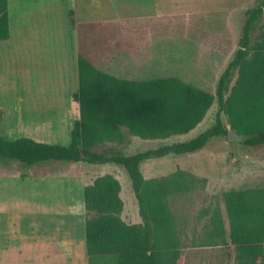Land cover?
I'll return each instance as SVG.
<instances>
[{
    "label": "trees",
    "instance_id": "trees-1",
    "mask_svg": "<svg viewBox=\"0 0 264 264\" xmlns=\"http://www.w3.org/2000/svg\"><path fill=\"white\" fill-rule=\"evenodd\" d=\"M263 14L264 0L247 10L239 47L220 77L215 95L176 76L121 79L81 56L79 88L73 95L80 106V119L75 121L69 146L26 137L7 141L0 134L1 159L27 166L47 161L116 164L126 170L142 223L128 224L122 219V186L115 176L105 174L85 186L89 264H177L180 240L169 199L191 192L197 177L179 169L171 176L146 180L141 170L145 161L196 153L212 139L228 137L222 113L230 128L246 137L245 146L264 145L263 31L252 44L253 31ZM9 36L8 0H0V40ZM236 71L238 78L230 89ZM215 101L219 106L215 124L190 140L130 155L98 150L106 142L121 141L124 128L145 140L187 134L204 120ZM223 200L236 264H264V188L226 191ZM213 219L216 226L211 235H223L218 211Z\"/></svg>",
    "mask_w": 264,
    "mask_h": 264
},
{
    "label": "rangeland",
    "instance_id": "rangeland-1",
    "mask_svg": "<svg viewBox=\"0 0 264 264\" xmlns=\"http://www.w3.org/2000/svg\"><path fill=\"white\" fill-rule=\"evenodd\" d=\"M257 1L78 0L77 8L87 13L83 7L92 5L100 27L96 33L112 41L109 45L113 51L120 50L122 45L128 52H139L138 68L127 72L113 71L118 78L147 80L176 76L215 95L220 77L239 47L246 12ZM261 31L264 32V14L253 31L252 44ZM129 54H125V60L132 61ZM237 78L236 71L230 89ZM229 94L230 91L226 97ZM218 110L215 101L204 120L187 134L145 140L124 128L121 141L106 142L98 150L130 155L187 141L213 126ZM222 120L225 127L231 129L224 113ZM5 161L15 164L8 166L12 173H19L20 168L16 165L24 170L33 168L16 161ZM46 165L56 176L68 177L66 189L70 196L80 183H89L102 173L113 172L122 186V219L128 224L142 223L131 180L122 166L47 161L36 167ZM179 169L196 176L197 181L191 192L169 199L180 240L181 255L177 264H236V250L229 243V220L223 194L230 190L264 188V145L249 147L243 141L219 137L196 153L169 155L141 165L146 180L171 176ZM216 211L220 213L224 234L213 237Z\"/></svg>",
    "mask_w": 264,
    "mask_h": 264
},
{
    "label": "crops",
    "instance_id": "crops-1",
    "mask_svg": "<svg viewBox=\"0 0 264 264\" xmlns=\"http://www.w3.org/2000/svg\"><path fill=\"white\" fill-rule=\"evenodd\" d=\"M77 1L8 0L10 36L0 40V134L5 140L70 145L80 119L73 95L81 56L116 77L115 70L138 68L139 52L122 45L113 51L112 41L96 33L100 27L92 5L82 13ZM1 161L0 264H89L84 187L94 180L80 183L70 196L68 177L56 176L48 165L29 170L16 165L19 173H12L8 166L15 164Z\"/></svg>",
    "mask_w": 264,
    "mask_h": 264
},
{
    "label": "water",
    "instance_id": "water-1",
    "mask_svg": "<svg viewBox=\"0 0 264 264\" xmlns=\"http://www.w3.org/2000/svg\"><path fill=\"white\" fill-rule=\"evenodd\" d=\"M228 139L233 141H244L246 139L245 136L238 134L232 129L228 130Z\"/></svg>",
    "mask_w": 264,
    "mask_h": 264
}]
</instances>
